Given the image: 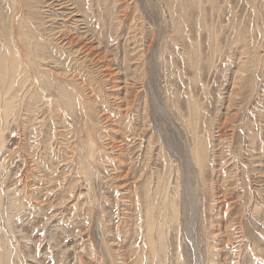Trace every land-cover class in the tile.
<instances>
[{"label":"rangeland","instance_id":"rangeland-1","mask_svg":"<svg viewBox=\"0 0 264 264\" xmlns=\"http://www.w3.org/2000/svg\"><path fill=\"white\" fill-rule=\"evenodd\" d=\"M203 1L0 0V40L4 29L36 81L0 148L10 264H198L183 217L161 226L167 200L184 199L190 218L188 186L201 264H264V0ZM30 30L46 41L49 86L28 61ZM202 145L206 163L193 164ZM153 185L155 245L144 216Z\"/></svg>","mask_w":264,"mask_h":264},{"label":"bare ground","instance_id":"bare-ground-1","mask_svg":"<svg viewBox=\"0 0 264 264\" xmlns=\"http://www.w3.org/2000/svg\"><path fill=\"white\" fill-rule=\"evenodd\" d=\"M199 1V0H198ZM253 2H255V0H252ZM162 2V1H161ZM205 2V0L203 1V3ZM251 2V1H250ZM257 2V1H256ZM176 3V2H175ZM199 3V2H198ZM202 3V4H203ZM249 3V2H248ZM186 4V3H185ZM184 4V5H185ZM252 4V3H251ZM34 5V4H33ZM253 5V4H252ZM255 6H257L256 4H255ZM202 9V8H201ZM11 10H13V9H11ZM10 10V11H11ZM183 10V9H182ZM185 10V9H184ZM186 13V12H185ZM181 14H182V12H181ZM30 16V15H29ZM185 16H187V15H185ZM1 18V17H0ZM183 18V17H182ZM187 18H188V16H187ZM26 20V19H25ZM186 20H183V22H185ZM255 21V20H254ZM171 22V21H170ZM187 22V21H186ZM257 22V21H256ZM255 22V23H256ZM26 22L25 21H21L20 23H19V26H25V27H27V25L25 24ZM169 23V22H168ZM172 24V23H171ZM171 24H170V26H171ZM180 25V24H179ZM7 25H5V27H6ZM181 26V25H180ZM235 26H237V25H235ZM238 27V26H237ZM28 28V27H27ZM232 28H234L233 26H232ZM236 29V28H235ZM180 30V29H179ZM183 30V29H182ZM3 31H4V33H3V35H4V37H5V39H4V41H1L0 40V148L3 146V141H4V136H3V133L5 132V130H6V127H7V125L9 124V122H10V119L13 117V116H15V114H16V110H17V101H18V98H19V96H20V93H23L24 94V91H25V89H26V87L29 85V86H31L32 87V85H34L35 83H33L34 81H35V78H34V76L33 75H26L25 73L26 72H28V71H24L23 70V68H24V66H22V64H20V60H21V56H20V54L19 55H17L16 54V52L14 51V47H13V45L11 44V42H10V40L9 39H7V36H8V34L6 35V31L3 29ZM248 32V31H247ZM247 32H246V35H247ZM249 32H251L250 30H249ZM238 33V32H237ZM240 33V32H239ZM245 33V32H244ZM31 34V35H30ZM241 34V33H240ZM181 35V34H180ZM243 35V34H242ZM241 35V36H242ZM249 35V34H248ZM28 36H29V38L30 39H33L34 40V42H35V45H33V47L32 46H30L29 48H27V50L28 51H30V49H31V47H32V51H31V53H30V56L28 57V59H30V60H28V61H31V63H32V65H33V68H35V70H36V73H37V75H38V79H39V81H40V83L41 84H39V85H42L43 87H44V85H45V83L46 84H48V86H49V84H52L51 82H52V77L51 78H49V76H47V75H45L44 73H43V71L41 70V69H38L39 68V66L42 64V62L45 60V58H47V56H46V54L49 52H47L46 51V45H45V42H43V43H39V42H36V39H35V36H34V34H33V32L30 30V32H28ZM183 36V35H182ZM236 36H240V35H236L235 34V37ZM244 36H245V34H244ZM9 37V36H8ZM171 38V37H170ZM173 38V37H172ZM182 38V37H181ZM241 38V37H240ZM216 39V38H215ZM4 44V45H2L1 46V44ZM50 44H52L51 42H50ZM48 45V44H47ZM50 46V45H49ZM49 48V47H48ZM46 51V52H45ZM52 51V50H51ZM61 51V50H60ZM24 52L25 51H21V54H24ZM57 52V51H56ZM58 53V52H57ZM19 58H20V60H19ZM6 59H8L9 61H7ZM22 60H23V58H22ZM7 61V62H6ZM27 63V62H26ZM29 63V62H28ZM2 68V69H1ZM32 70V69H31ZM32 72V71H31ZM25 74V75H24ZM28 76L30 77V79H29V82L28 83H26V81H27V78H28ZM46 76V77H45ZM239 80V79H238ZM36 82V81H35ZM55 82H57V81H55ZM65 84V83H64ZM58 85V84H57ZM56 85V86H57ZM65 86V85H64ZM34 88H36V87H34ZM44 89V88H43ZM71 89V88H70ZM35 90H37V89H34L33 91H35ZM44 91V90H43ZM38 92V91H37ZM57 92H58V94H57V100L59 101V102H62V103H64V105L66 106L67 105V107L68 106H71L72 105V99H71V97H70V90H68V89H66L65 87H63V86H60V85H58L57 86ZM26 93V92H25ZM39 93V92H38ZM31 94L32 95H34V93L32 92V93H30L29 95H27V94H25V95H27V97H28V99L30 100V101H35V100H37L36 98H35V96H31ZM39 95V94H38ZM41 95V94H40ZM26 97V96H25ZM43 97H45V95H43ZM191 98V97H190ZM39 99H41L42 100V96H41V98H39ZM53 99H55L56 100V98L53 96ZM54 100V101H55ZM192 102H188V105H189V108H191V106H190V104H191ZM54 104V107H55V111H56V107L58 106V105H55L56 104V101L53 103ZM194 104V103H193ZM63 106V105H62ZM194 106V105H193ZM66 107V108H67ZM195 107V106H194ZM196 108V107H195ZM198 108V107H197ZM34 111V110H33ZM196 122H198V121H196L195 120V118L194 117H191V118H188L187 120H186V124H187V126L189 127V126H191L190 127V132H193V134H195L194 136H196L197 137V132H196ZM20 123V122H19ZM33 123V122H32ZM31 123V124H32ZM21 127V126H20ZM41 130V129H40ZM192 134V133H191ZM201 136V135H200ZM40 137V136H39ZM193 137V136H192ZM202 137V136H201ZM193 139V138H192ZM203 139V138H202ZM206 140V139H205ZM205 140H203V142L205 141ZM30 141V140H29ZM194 141V140H193ZM194 143V142H193ZM196 143V142H195ZM198 143V142H197ZM90 144V143H89ZM202 144V143H201ZM22 145V144H21ZM88 145V144H87ZM87 145H86V147H87ZM23 146V145H22ZM92 146H94V145H92ZM204 145H202L201 147H200V151L201 152H199V149L198 148H195L194 149V152L192 151V150H190L189 151V156L190 157H188L189 158V160H190V162H192L193 164L194 163H198V164H200V162L202 161H204V150H206V148H205V146L203 147ZM47 148V147H46ZM84 149V148H83ZM87 149V148H86ZM203 149V150H202ZM85 150V149H84ZM48 151V150H47ZM91 151V150H90ZM93 151H95L94 149H93ZM206 152H207V150H206ZM43 153V152H42ZM79 153V152H78ZM89 153V152H88ZM44 154H46V152L44 153ZM86 154V153H85ZM85 154H83V156L85 155ZM93 154V153H92ZM96 154V153H95ZM207 154V153H206ZM205 154V155H206ZM78 155V154H77ZM80 155V154H79ZM76 157V156H75ZM78 157V156H77ZM86 157V156H85ZM88 157V156H87ZM40 158V157H39ZM68 158V157H67ZM81 158V157H80ZM95 158V157H94ZM43 159H45V158H43ZM42 159V160H43ZM63 159V158H62ZM206 159V158H205ZM48 160V159H47ZM75 160H76V158H75ZM189 160H188V162H189ZM49 161H51V160H48V162ZM70 161H71V159H70ZM77 161V160H76ZM75 161V162H76ZM165 161V160H164ZM84 162H86V161H84ZM166 162V161H165ZM201 162V163H202ZM74 163V162H73ZM83 163V162H82ZM203 163H206V162H203ZM74 164H77V163H74ZM73 164V165H74ZM85 164V163H84ZM87 164H88V162H87ZM166 164H168V163H166ZM80 165L82 166V164L80 163ZM86 165V164H85ZM189 165V164H188ZM196 165V164H195ZM168 166V165H167ZM83 167V166H82ZM89 167V166H88ZM75 168V167H74ZM168 168H169V166H168ZM79 169V168H78ZM86 169H88L87 167H86ZM89 169H90V167H89ZM167 169V168H166ZM80 170H81V168H80ZM200 170V168L198 169V171ZM52 171V170H51ZM88 171V170H87ZM90 171V170H89ZM179 171V170H178ZM203 171V170H202ZM80 172V171H79ZM83 173V172H82ZM86 173V172H85ZM165 173H166V171H165ZM199 173V172H198ZM197 173V174H198ZM87 174V173H86ZM85 174V176L86 177H88L90 174H87L86 175ZM48 176V175H47ZM163 176V175H162ZM168 176V175H167ZM158 177V176H157ZM161 177V176H160ZM171 177V176H170ZM159 178V177H158ZM167 178V177H166ZM47 179V178H46ZM84 179H86V178H84ZM144 179H146V178H144ZM160 179V178H159ZM88 180V179H87ZM161 180V179H160ZM162 180H164V179H162ZM168 180V179H167ZM167 180H165V181H167ZM85 181V180H84ZM146 181V180H145ZM164 181V182H165ZM169 181H170V179H169ZM168 181V182H169ZM88 182V181H87ZM143 183H145L144 181H142ZM147 182V181H146ZM159 182V181H158ZM148 183V182H147ZM170 183H171V181H170ZM177 183V182H176ZM146 184V183H145ZM144 184V185H145ZM155 184V183H154ZM167 185H169V183H166ZM182 184H183V182H182ZM191 184V183H190ZM189 184V185H190ZM147 185V184H146ZM151 185V184H150ZM159 186H160V184H158ZM155 186V185H153L154 186V188H153V190H150L148 187V189H146L145 190V192H144V194H145V198H146V202H145V204H146V210L144 211L145 212V219H146V229H147V232L149 233V235L147 234V236H148V240L147 241H149V243L150 244H152L153 242H154V245H155V243H157V242H155V240H159L160 238H158V237H156V236H153L152 235V233H154L153 232V227L154 226H158L157 228H159V224H157L156 223V220H155V217L153 218V212L155 211L154 210V208L155 207H158V206H155V205H157V202H156V195H158V190L160 189V187L159 186ZM162 185H163V183H162ZM161 185V186H162ZM179 185V184H178ZM69 186H71V185H69ZM143 186V185H142ZM166 186V185H165ZM164 186V187H165ZM170 186V185H169ZM176 187V186H175ZM193 188V186L191 187V186H188L187 187V189L185 190V189H183L184 190V192H183V194H186L187 196H188V198H189V203H190V208H191V213H190V218L188 219V216L186 215V205H185V201H184V199H182L181 200V202H180V204L179 205H175V204H177L178 202L176 201L175 202V204H174V202H170L171 204H169L167 201H165V202H163L162 203V206L161 207H163L164 209H165V213H163L164 215H163V217L161 218V221L162 222H164V220H165V222L164 223H161L162 225L161 226H163L164 228L165 227H169L170 225H171V223H172V218H174V221L176 222V220L177 219H179V218H181V217H183V221H184V228H185V231H186V234H187V236L189 237V239H190V241H191V245H192V248L194 249V252L197 254L196 255V258H197V261H198V264H201L202 263V261H201V256H200V254H199V252H198V250H197V248H196V244H195V242H194V238H193V228H194V226H193V221H194V207H195V202H194V195H193V191H194V189H192ZM162 189V188H161ZM166 190V189H165ZM164 190V191H165ZM173 190V189H172ZM167 192V191H166ZM171 192V191H170ZM180 192V191H179ZM160 193V192H159ZM182 194V195H183ZM161 195V194H160ZM160 195H159V197H160ZM165 195V194H164ZM171 195V194H170ZM179 195H180V193H179ZM1 196V195H0ZM166 196V195H165ZM167 197V196H166ZM165 197V198H166ZM180 197V196H179ZM2 198V197H1ZM168 198H169V200H170V197L168 196ZM167 198V199H168ZM173 198V197H172ZM197 198V197H196ZM174 200V199H173ZM160 201V200H159ZM161 202V201H160ZM197 202V201H196ZM168 209H171V214H169L168 213V211H167V213H166V210H168ZM157 210V209H156ZM158 211V210H157ZM164 211V210H163ZM163 211H161L160 212V214L163 212ZM159 212V211H158ZM158 212H157V214L155 213V215H158ZM217 214V213H216ZM171 215V216H170ZM195 218H196V216H195ZM152 220H153V222H152ZM178 221V220H177ZM10 224H11V222H10ZM162 228V227H161ZM172 228V227H171ZM167 229V228H166ZM166 229H165V231L164 232H167L166 231ZM160 231V230H159ZM159 231H157V232H159ZM175 231H176V229H175ZM156 233V232H155ZM158 234V233H157ZM168 234V233H167ZM212 234V233H211ZM155 235V234H154ZM146 236V237H147ZM158 236H161V232H160V235L158 234ZM164 237V236H163ZM165 237H166V234H165ZM216 238V237H215ZM3 241V240H2ZM162 241V240H161ZM211 242V241H210ZM3 243H4V241H3ZM208 243V242H207ZM0 245H1V239H0ZM7 245V244H6ZM160 245V244H159ZM211 246H213V245H211ZM154 247V246H153ZM210 247V246H209ZM213 249V248H212ZM3 251H4V246L2 247V250H0V264H10V260H9V255H8V252H7V255H5L4 253H3Z\"/></svg>","mask_w":264,"mask_h":264}]
</instances>
